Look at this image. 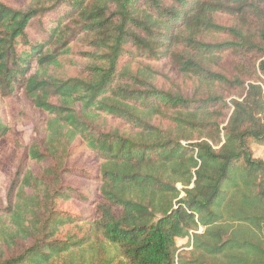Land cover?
<instances>
[{
	"label": "trees",
	"instance_id": "16d2710c",
	"mask_svg": "<svg viewBox=\"0 0 264 264\" xmlns=\"http://www.w3.org/2000/svg\"><path fill=\"white\" fill-rule=\"evenodd\" d=\"M255 146L264 0H0V264H264Z\"/></svg>",
	"mask_w": 264,
	"mask_h": 264
},
{
	"label": "rangeland",
	"instance_id": "374dc122",
	"mask_svg": "<svg viewBox=\"0 0 264 264\" xmlns=\"http://www.w3.org/2000/svg\"><path fill=\"white\" fill-rule=\"evenodd\" d=\"M19 130L22 132L25 142L29 143L34 136L33 127L21 126ZM254 151L256 157L264 159V148L255 146ZM93 165L94 163L89 160L78 161L74 164V166L78 168L93 167ZM9 182L10 179L8 175L5 173H0V213H2L4 208L7 206V192L9 188ZM84 183H86V181L79 178H71L68 181V184L72 185L73 187H78ZM63 209L75 214H82L85 211L84 207L81 204L75 202H69L67 204H64ZM189 244H191V242L188 240L178 241V245L181 252L189 251L191 249V245L189 246Z\"/></svg>",
	"mask_w": 264,
	"mask_h": 264
}]
</instances>
